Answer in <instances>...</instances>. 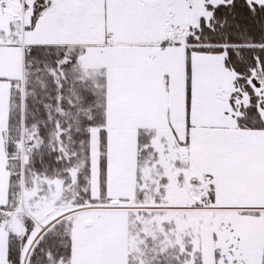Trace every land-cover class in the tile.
Instances as JSON below:
<instances>
[{
	"label": "snow or ice",
	"instance_id": "obj_1",
	"mask_svg": "<svg viewBox=\"0 0 264 264\" xmlns=\"http://www.w3.org/2000/svg\"><path fill=\"white\" fill-rule=\"evenodd\" d=\"M0 264H264V0H0Z\"/></svg>",
	"mask_w": 264,
	"mask_h": 264
}]
</instances>
